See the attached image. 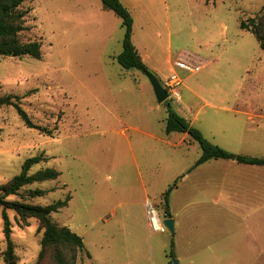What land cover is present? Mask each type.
<instances>
[{
    "label": "rangeland",
    "instance_id": "obj_1",
    "mask_svg": "<svg viewBox=\"0 0 264 264\" xmlns=\"http://www.w3.org/2000/svg\"><path fill=\"white\" fill-rule=\"evenodd\" d=\"M121 1L134 18L135 45L143 57L150 52L148 64L162 79L173 74L164 63L170 54L174 60L182 51L191 54L196 65L178 63L201 67L199 57L220 54V63L195 74L177 64L184 79L182 99L168 101L183 114L192 91L200 94V104H232L236 97L251 100L247 90L254 84L252 95L264 101V51L255 35L241 27L242 20L261 14L264 0ZM24 3L31 9L30 28L22 38L41 40L43 56L0 55V95H20L33 122L53 133L28 127L14 106L0 107V186L19 174L28 158L43 155L48 160L30 173L53 167L60 176L27 185L8 199L47 205L71 195L69 205L51 217L84 237L92 260L83 250L76 264H170L172 233L150 229L141 199L146 186L150 199L164 206L163 193L174 176L180 182L196 167L200 144L191 138L193 145H173L181 133H167V106L158 102L146 72L125 69L116 59L125 28L115 12L104 10L102 0ZM202 120L196 122L201 129ZM37 188L47 193L30 196ZM246 204L239 207L237 220L222 215L208 223L203 239L196 235L194 245L175 249L181 264H264V214L255 217L258 206ZM3 211L0 206V264H10L4 254ZM6 211L15 264H37L43 237L39 220ZM54 257L49 248L41 264H57Z\"/></svg>",
    "mask_w": 264,
    "mask_h": 264
},
{
    "label": "crops",
    "instance_id": "obj_2",
    "mask_svg": "<svg viewBox=\"0 0 264 264\" xmlns=\"http://www.w3.org/2000/svg\"><path fill=\"white\" fill-rule=\"evenodd\" d=\"M145 55L143 58L147 66L164 85L170 75L166 79H162L159 70L151 68L148 64L147 59L151 57L150 52L147 51ZM218 56L208 59L199 57L198 61L203 62L199 71L203 68L211 69L215 63H220V56ZM194 59L195 56L191 54L184 56L182 51L175 60L170 54L164 63L169 64L170 72L180 77L182 81L180 85H182L184 79L176 72V67H179L178 60L194 64ZM183 70L185 69L183 68ZM196 72L198 71H192L193 74ZM252 85L248 86L247 90L251 100L239 101L236 97L232 104L216 101H206L204 104H200L197 101V99H201L200 94L197 91H192L194 97L188 99L186 105L183 106V108L187 106L184 110L185 114L169 102L194 126L197 121L203 119L207 131L205 128L202 130L198 126L196 127L212 142L234 153L264 157V101L259 100L258 96L252 95L255 91V86ZM237 94L239 96L238 91ZM178 99L181 100L182 96ZM188 108L193 113L192 116L188 114ZM208 132L212 138L207 136ZM177 136L180 137L178 142L173 143L174 146L185 142L193 145L188 133H181ZM176 177L174 176L173 179L176 180ZM144 190L146 196L141 199L140 205L145 212L146 201L150 197L146 186ZM248 202L252 203L254 207L258 206L253 210L255 217L264 214V166L241 164L234 160L220 158L208 160L189 171L187 170L169 196L168 210L171 213V218L175 219V249H179V246L194 245L196 235L198 239H203L205 234L201 235V233L209 228L208 223H213L216 218L222 215L227 221L237 220L239 207ZM160 209L165 215L164 206H160Z\"/></svg>",
    "mask_w": 264,
    "mask_h": 264
},
{
    "label": "trees",
    "instance_id": "obj_3",
    "mask_svg": "<svg viewBox=\"0 0 264 264\" xmlns=\"http://www.w3.org/2000/svg\"><path fill=\"white\" fill-rule=\"evenodd\" d=\"M24 1L0 0V55L18 58L29 56L40 59L43 56L42 41L38 39L24 40L22 38V33L30 28L27 25V16L31 10L25 7ZM102 4L105 10L114 11L122 19V24L125 28L123 50L117 55V61L123 68L128 70L138 68L144 72L149 71V67L133 40L134 18L129 8L121 0H102ZM241 27L242 29L251 31L255 35L260 47L264 51V10L260 15L242 20ZM20 98V95L13 93L0 95V107H16L28 127L38 128L48 133V135H52V130L36 125L33 122L26 110L21 106ZM164 104L168 110V115L165 119L167 133H188L193 140H196L200 144L202 155L195 166L211 159L220 158L234 160L241 164L264 166V157L234 153L225 149L208 139L188 118L175 110L168 100ZM47 160L48 158L43 155L28 158L23 165L22 171L11 181L0 186V206L4 208V233L8 243L4 254L10 264H15L17 257L11 238L12 225L6 211L7 209L15 210L24 218L34 217L39 220L40 228L43 229V237L42 250L37 264H41V260L49 248L53 249L57 264H76L78 253H81L83 250L87 251L86 253L89 258L92 257L91 253L86 249L83 236L72 230L69 226L57 224L51 217L53 212H57L69 205L71 195L47 205L8 199L10 195H19L20 190L27 185L57 179L60 176V172L53 167H46L35 173H30L35 164ZM178 183L179 181L176 179L163 193L166 217H171V213L168 210L169 196L178 186ZM46 193L45 189L40 188L29 191V195L32 197L43 196ZM174 237L175 234H172L170 249L167 253L171 264H173V260L176 258Z\"/></svg>",
    "mask_w": 264,
    "mask_h": 264
},
{
    "label": "built area",
    "instance_id": "obj_4",
    "mask_svg": "<svg viewBox=\"0 0 264 264\" xmlns=\"http://www.w3.org/2000/svg\"><path fill=\"white\" fill-rule=\"evenodd\" d=\"M178 65L184 69L190 71H199L200 66H192L189 64L178 63ZM181 79L177 74H172L165 80L164 87L169 92V98H180V84ZM146 216L148 220V225L150 229L158 233H167L169 232L168 227L164 223L165 215L161 212L160 206L155 201L148 199L146 201Z\"/></svg>",
    "mask_w": 264,
    "mask_h": 264
},
{
    "label": "water",
    "instance_id": "obj_5",
    "mask_svg": "<svg viewBox=\"0 0 264 264\" xmlns=\"http://www.w3.org/2000/svg\"><path fill=\"white\" fill-rule=\"evenodd\" d=\"M146 74L149 77L154 87L158 102L164 103L165 101H167L169 99V92L164 87V85L161 83L159 78L151 71H147ZM164 223L168 227L170 233L174 234L175 233V219L171 217H167L164 219ZM173 264H180V260L178 258H175L173 260Z\"/></svg>",
    "mask_w": 264,
    "mask_h": 264
}]
</instances>
